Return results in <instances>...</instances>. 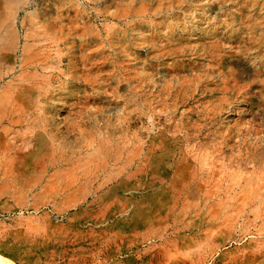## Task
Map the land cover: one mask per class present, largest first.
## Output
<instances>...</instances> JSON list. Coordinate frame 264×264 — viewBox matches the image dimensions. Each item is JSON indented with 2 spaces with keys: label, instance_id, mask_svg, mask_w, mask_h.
Listing matches in <instances>:
<instances>
[{
  "label": "rangeland",
  "instance_id": "obj_1",
  "mask_svg": "<svg viewBox=\"0 0 264 264\" xmlns=\"http://www.w3.org/2000/svg\"><path fill=\"white\" fill-rule=\"evenodd\" d=\"M0 28V242L54 209L101 230L88 264H264V0H0Z\"/></svg>",
  "mask_w": 264,
  "mask_h": 264
},
{
  "label": "crops",
  "instance_id": "obj_2",
  "mask_svg": "<svg viewBox=\"0 0 264 264\" xmlns=\"http://www.w3.org/2000/svg\"><path fill=\"white\" fill-rule=\"evenodd\" d=\"M55 211L51 210L52 213ZM49 212L34 220L15 219L13 228L8 229L0 242V255L8 257L14 264H88L96 261L101 230L93 228L94 233L84 239L76 228L73 235L59 234V222L48 220ZM116 227L120 231L118 225ZM116 231L114 228L111 233ZM103 249L102 246L100 250Z\"/></svg>",
  "mask_w": 264,
  "mask_h": 264
},
{
  "label": "bare ground",
  "instance_id": "obj_3",
  "mask_svg": "<svg viewBox=\"0 0 264 264\" xmlns=\"http://www.w3.org/2000/svg\"><path fill=\"white\" fill-rule=\"evenodd\" d=\"M26 4H27V3H26ZM16 5H17V4H16ZM2 18H3V17H2ZM0 29H1V28H0ZM7 31H8V30H7ZM5 33H6V32H5ZM17 33H18V31H17ZM27 35H28V34H27ZM0 36H1V34H0ZM12 37H13V36H12ZM20 37H21V36H20ZM20 37H19V39H20ZM46 41H47V40H46ZM48 41H49V40H48ZM5 42H6V41H5ZM12 44H13V43H12ZM9 45H10V44H9ZM13 45H14V44H13ZM23 47H24V46H23ZM9 48H10V47H9ZM13 48H14V46H13ZM38 48H39V47H38ZM16 51H17V50H16ZM72 51H73V50H72ZM72 51H71V52H72ZM0 52H2V51H0ZM19 52H20V51H19ZM31 54H32V53H31ZM52 55H53V54H52ZM19 57H20V56H19ZM38 57H39V56H38ZM4 58H5V55H4ZM4 58H3V59H4ZM12 59H13V58H12ZM23 59H24V58H23ZM70 59H71V58H70ZM83 59H84V58H83ZM5 60H6V58H5ZM62 60H63V59H62ZM68 60H69V59H68ZM75 60H76V59H75ZM21 61H22V60H21ZM3 63H4V62H3ZM21 64H22V63H21ZM21 64H20V65H21ZM9 65H10V64H9ZM15 66H16V65H15ZM18 66H19V65H18ZM18 66H17V68H18ZM32 66H33V65H32ZM38 67H39V66H38ZM10 68H11V67H10ZM19 68H20V66H19ZM30 68H32V67H30ZM3 69H4V68H3ZM38 69H39V68H38ZM51 69H52V68H51ZM1 70H2V68H1ZM8 70H10V69H8ZM20 70H21V69H20ZM11 71H12V70H11ZM5 72H6V71H5ZM13 73H15V72H13ZM5 74H6V73H5ZM19 74H21V73H19ZM3 75H4V74H3ZM12 75H13V74H12ZM22 75H23V74H22ZM26 76H27V75H26ZM29 76H30V75H29ZM0 77H1V76H0ZM3 77H4V76H3ZM5 77H6V76H5ZM5 77H4V78H5ZM11 77H12V76H11ZM34 77H35V76H34ZM67 77H68V76H67ZM1 78H2V77H1ZM24 78H25V77H24ZM24 78H23V79H24ZM15 79H16V78H15ZM33 79H34V78H33ZM36 79H37V78H36ZM34 80H35V79H34ZM85 80H86V79H85ZM27 81H28V80H27ZM81 81H82V80H81ZM29 82H30V81H29ZM35 82H36V81H35ZM76 82H77V81H76ZM12 84H13V83H12ZM26 85H27V84H26ZM28 85H29V84H28ZM8 86H9V85H8ZM13 86H14V85H13ZM13 86H12V87H13ZM10 88H11V87H10ZM17 88H19V87H17ZM9 91H11V90H9ZM51 91H52V90H51ZM5 94H6V93H5ZM9 94H10V93H9ZM15 94H16V93H15ZM46 94H47V93H46ZM0 97H1V96H0ZM34 97H35V96H34ZM21 98H22V97H21ZM37 98H38V97H37ZM47 100H48V99H47ZM24 101H25V100H24ZM12 103H14V102H12ZM15 104H16V103H15ZM2 105H3V104H2ZM38 105H39V104H38ZM40 105L42 106L41 102H40ZM40 105H39V106H40ZM14 106H15V105H14ZM22 106H23V105H22ZM41 106H40V107H41ZM2 107H3V106H2ZM3 108H4V107H3ZM6 108H7V107H6ZM15 108H16V107H15ZM20 108H21V107H20ZM25 109H26V108H25ZM34 110H35V109H34ZM9 112H10V111H9ZM35 112H36V111H35ZM38 112H39V111H38ZM2 113H3V112H2ZM6 113H7V112H6ZM21 113H22V112H21ZM40 113H41V112H40ZM40 113H39V114H40ZM16 114H17V112H16ZM22 115H23V114H22ZM27 115H28V114H27ZM46 115H47V114H46ZM46 115H45V116H46ZM1 116H2V115H1ZM6 117H7V116H6ZM25 117H26V116H25ZM28 117H29V116H28ZM28 117H27V118H28ZM10 119H11V118H10ZM1 120H2V119H1ZM5 120H6V119H5ZM16 121H18V120H16ZM21 121H22V119H21ZM12 122H13V121H12ZM20 123H21V122H20ZM165 123H166V122H165ZM11 124H12V123H11ZM23 124H24V123H23ZM0 125H1V124H0ZM15 125H16V124H15ZM177 126H178V125H177ZM177 128H178V127H177ZM257 133H258V132H257ZM51 134H52V133H51ZM150 134H151V133H150ZM199 135H200V134H199ZM201 136H202V135H201ZM143 138H144V137H143ZM182 138H183V137H182ZM178 139H179V137H178ZM139 141H140V140H139ZM139 143H140V142H139ZM169 143H170V142H169ZM162 146H163V145H162ZM168 146H169V145H168ZM28 147H29V146H28ZM135 147H136V146H135ZM143 148H144V147H143ZM162 148H163V147H162ZM164 148H165V147H164ZM137 150H138V149H137ZM142 151H143V150H142ZM161 156H162V155H161ZM136 157H138V156L136 155ZM137 159H138V158H137ZM139 159H140V158H139ZM175 173H176V172H175ZM177 173H179V172H177ZM180 173H181V172H180ZM182 174H183V173H182ZM182 176H183V175H182ZM0 260H1L2 263H4V264H9V262H10V261H8V260L5 259V258H0ZM0 263H1V262H0ZM2 263H1V264H2ZM10 263H11V262H10Z\"/></svg>",
  "mask_w": 264,
  "mask_h": 264
}]
</instances>
